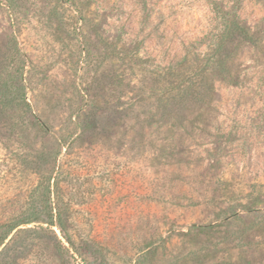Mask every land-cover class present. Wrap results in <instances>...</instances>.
Here are the masks:
<instances>
[{
  "label": "rangeland",
  "instance_id": "rangeland-1",
  "mask_svg": "<svg viewBox=\"0 0 264 264\" xmlns=\"http://www.w3.org/2000/svg\"><path fill=\"white\" fill-rule=\"evenodd\" d=\"M214 2L255 41L240 83L167 115L164 70L217 34ZM2 81L0 237L40 221L0 264H264V0H0Z\"/></svg>",
  "mask_w": 264,
  "mask_h": 264
},
{
  "label": "trees",
  "instance_id": "trees-1",
  "mask_svg": "<svg viewBox=\"0 0 264 264\" xmlns=\"http://www.w3.org/2000/svg\"><path fill=\"white\" fill-rule=\"evenodd\" d=\"M212 6L220 21L217 34L201 42L198 47L192 46V49L187 50L179 62L166 66L164 70L163 78L166 82L164 107L168 112L167 115L178 109L189 110L193 106L199 108L204 114L212 109L217 79L233 85L240 83L237 66L233 62L234 53L242 43H255L254 38L240 20L239 6L234 5L228 9L217 2H214ZM6 94L9 96L8 101L15 102L20 98V96L14 97L20 94V89L15 88L13 83L0 82V106L3 109ZM20 100L25 103V96L23 95ZM246 212L254 213L258 217L261 214L259 208H248ZM38 215V212L30 211L27 215L5 226V233L4 226H2L3 235L0 237V247L15 229L39 222ZM228 220H230L229 217L226 221ZM48 225L52 224L48 223ZM260 225V221L254 220L252 225L243 231V234L246 235L248 230L256 229ZM196 230L200 231L201 228H196ZM243 234L240 236L241 239L244 237Z\"/></svg>",
  "mask_w": 264,
  "mask_h": 264
}]
</instances>
